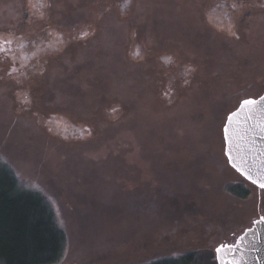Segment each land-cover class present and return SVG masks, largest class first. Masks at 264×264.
I'll list each match as a JSON object with an SVG mask.
<instances>
[{
    "label": "rangeland",
    "instance_id": "374dc122",
    "mask_svg": "<svg viewBox=\"0 0 264 264\" xmlns=\"http://www.w3.org/2000/svg\"><path fill=\"white\" fill-rule=\"evenodd\" d=\"M263 94L264 0H0V157L52 200L60 264H216L264 217L222 135Z\"/></svg>",
    "mask_w": 264,
    "mask_h": 264
},
{
    "label": "trees",
    "instance_id": "16d2710c",
    "mask_svg": "<svg viewBox=\"0 0 264 264\" xmlns=\"http://www.w3.org/2000/svg\"><path fill=\"white\" fill-rule=\"evenodd\" d=\"M66 249L67 236L52 200L23 185L0 157V264H60ZM204 252L157 254L141 264H202Z\"/></svg>",
    "mask_w": 264,
    "mask_h": 264
},
{
    "label": "water",
    "instance_id": "95a60500",
    "mask_svg": "<svg viewBox=\"0 0 264 264\" xmlns=\"http://www.w3.org/2000/svg\"><path fill=\"white\" fill-rule=\"evenodd\" d=\"M254 100L258 101L255 106L241 110L231 121L229 116L227 117L222 135L228 165L244 180L262 189L260 184L264 183V101H260V97ZM225 126L228 127L227 136ZM221 245L229 247L221 248ZM233 245L234 247H231ZM217 248L221 250L217 252ZM214 254L216 264H264V220L261 217L254 220L233 243L218 245Z\"/></svg>",
    "mask_w": 264,
    "mask_h": 264
},
{
    "label": "snow or ice",
    "instance_id": "6c2138e0",
    "mask_svg": "<svg viewBox=\"0 0 264 264\" xmlns=\"http://www.w3.org/2000/svg\"><path fill=\"white\" fill-rule=\"evenodd\" d=\"M260 101H264V96L260 97ZM257 103H258L257 100H254L251 98L242 100L240 103V108L237 109L236 112H233L229 115V117H228L229 121H231L234 117H236L241 110L250 109L252 106H255ZM227 133H228V127L225 126L226 136H227ZM249 179H251V177H249ZM260 187L264 188V183H261ZM261 219L264 220V217H261ZM223 247H229V246L228 245H221V248H223ZM231 247H234V245ZM221 248H217V252H219L221 250Z\"/></svg>",
    "mask_w": 264,
    "mask_h": 264
}]
</instances>
